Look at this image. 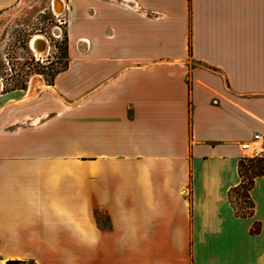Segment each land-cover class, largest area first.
<instances>
[{"label":"crops","instance_id":"1","mask_svg":"<svg viewBox=\"0 0 264 264\" xmlns=\"http://www.w3.org/2000/svg\"><path fill=\"white\" fill-rule=\"evenodd\" d=\"M62 2L65 66L0 92V264H264V0Z\"/></svg>","mask_w":264,"mask_h":264},{"label":"rangeland","instance_id":"2","mask_svg":"<svg viewBox=\"0 0 264 264\" xmlns=\"http://www.w3.org/2000/svg\"><path fill=\"white\" fill-rule=\"evenodd\" d=\"M55 0H19L9 11L0 14V87L1 94L11 91H39L52 83L65 66V25L60 24L54 9ZM42 36L43 51L31 49V41ZM246 186L233 195L239 213L251 212L248 188L253 174L249 167H261L262 160L242 161Z\"/></svg>","mask_w":264,"mask_h":264},{"label":"built area","instance_id":"3","mask_svg":"<svg viewBox=\"0 0 264 264\" xmlns=\"http://www.w3.org/2000/svg\"><path fill=\"white\" fill-rule=\"evenodd\" d=\"M64 14L58 15L60 24H66V19ZM47 42H45L46 45ZM3 86V84H1ZM243 157L241 161H254V160H264V135L255 134L251 140L245 141L240 145Z\"/></svg>","mask_w":264,"mask_h":264},{"label":"trees","instance_id":"4","mask_svg":"<svg viewBox=\"0 0 264 264\" xmlns=\"http://www.w3.org/2000/svg\"><path fill=\"white\" fill-rule=\"evenodd\" d=\"M250 161H252V160H250ZM262 161L264 162V160H262ZM247 170L250 171L251 174H253V177H251V184H250V186L248 188V191H249L251 186L253 185L254 178L256 176H259V175H263L264 176V165H262L259 168L251 166ZM240 171H241V177L243 178V181H242L240 189H243L247 184L245 182L246 177L244 175L242 161H241V164H240ZM248 214H251V212L242 213V215H244V216L248 215ZM7 264H24V263L23 262H19V261H9Z\"/></svg>","mask_w":264,"mask_h":264},{"label":"bare ground","instance_id":"5","mask_svg":"<svg viewBox=\"0 0 264 264\" xmlns=\"http://www.w3.org/2000/svg\"><path fill=\"white\" fill-rule=\"evenodd\" d=\"M54 9H57V12H62L63 11V2L62 0H55L54 1ZM31 47L33 50L36 51H43L45 50V40L42 36H36L35 38H33L32 42H31ZM1 87V86H0Z\"/></svg>","mask_w":264,"mask_h":264},{"label":"flooded vegetation","instance_id":"6","mask_svg":"<svg viewBox=\"0 0 264 264\" xmlns=\"http://www.w3.org/2000/svg\"><path fill=\"white\" fill-rule=\"evenodd\" d=\"M32 42V41H31ZM31 45V44H30ZM31 49H32V47H31Z\"/></svg>","mask_w":264,"mask_h":264}]
</instances>
